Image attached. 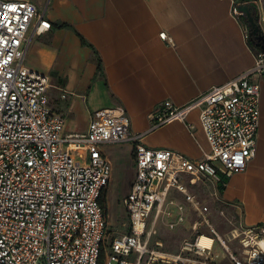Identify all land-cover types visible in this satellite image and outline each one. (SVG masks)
I'll use <instances>...</instances> for the list:
<instances>
[{
	"label": "built area",
	"instance_id": "built-area-1",
	"mask_svg": "<svg viewBox=\"0 0 264 264\" xmlns=\"http://www.w3.org/2000/svg\"><path fill=\"white\" fill-rule=\"evenodd\" d=\"M231 15L252 66L184 105L167 99L151 113V128L180 121L192 129L186 120L198 109L209 151L194 159L146 146L122 109H100L85 132L65 133L64 115L50 105L49 76L25 64L32 22L36 34L51 23L31 0H0V264H222L219 248L229 264H264V224L244 225L221 208L230 224L221 234L208 218L206 200L188 190L211 184L217 202L218 187L243 170L256 149L261 88L255 78L264 79V49L251 42L234 1ZM114 143L131 144L135 160L134 179L121 199L128 222L116 233L101 204L111 175L103 147ZM187 219L189 235L176 253L152 239L161 221L178 230ZM203 235L211 237L209 246L198 244Z\"/></svg>",
	"mask_w": 264,
	"mask_h": 264
},
{
	"label": "crops",
	"instance_id": "crops-1",
	"mask_svg": "<svg viewBox=\"0 0 264 264\" xmlns=\"http://www.w3.org/2000/svg\"><path fill=\"white\" fill-rule=\"evenodd\" d=\"M31 1L51 27L36 34L34 19L25 64L49 76L50 105L64 115L65 133L85 132L100 109H122L131 130L144 133L146 146L173 149L194 159L209 151L198 109L186 120L192 129L180 121L151 128V113L167 99L184 105L252 66L241 27L231 15L232 1L247 5L259 34L264 33V0ZM244 20L248 24L245 16ZM161 32L166 33L165 39ZM255 80L261 88L255 153L243 170L218 187V201L212 199L244 225L264 224V79ZM103 153L111 165L108 184L114 176L132 183V145L107 144ZM129 162L133 171H124ZM193 187L188 185V190L196 196ZM206 187L213 189L211 184ZM172 197L183 201L178 192ZM189 225L187 219L182 231Z\"/></svg>",
	"mask_w": 264,
	"mask_h": 264
},
{
	"label": "rangeland",
	"instance_id": "rangeland-1",
	"mask_svg": "<svg viewBox=\"0 0 264 264\" xmlns=\"http://www.w3.org/2000/svg\"><path fill=\"white\" fill-rule=\"evenodd\" d=\"M132 166V162L127 163L124 171H130V169L131 171H133ZM130 183L131 180H129L127 177L125 179H117V177L114 176L111 180V184H108L107 189L104 192L105 204L108 208L109 223L114 233L123 231L125 228L124 224L128 222L127 216L121 204V199L122 196L128 191ZM193 186L194 187L192 188V190L196 194V196L198 198L205 199L209 206L210 222L212 223L213 227L218 232H222L230 227L228 221L219 214L221 206L218 205V203L213 202L212 196L210 194V189L202 184L198 186L197 184H193ZM227 217L230 216L228 215ZM188 235L189 233L186 231H182V229H167L164 226V222L161 221L156 226V229L154 230V233L152 235V239L162 242V250L170 253H176L178 251L182 238ZM229 245H231L230 242ZM218 253L220 254L218 262L223 261L222 264H229L228 261H226V259L224 258V252L221 248L218 249Z\"/></svg>",
	"mask_w": 264,
	"mask_h": 264
},
{
	"label": "water",
	"instance_id": "water-1",
	"mask_svg": "<svg viewBox=\"0 0 264 264\" xmlns=\"http://www.w3.org/2000/svg\"><path fill=\"white\" fill-rule=\"evenodd\" d=\"M239 10L243 13V15L246 17V20L248 22V26L250 29V35H255L257 32H259L260 28L257 25L254 17H252L249 13L247 5H240ZM262 38V36H260ZM252 42L261 49H264V41L262 42L259 38V36H255L254 39H252Z\"/></svg>",
	"mask_w": 264,
	"mask_h": 264
},
{
	"label": "trees",
	"instance_id": "trees-1",
	"mask_svg": "<svg viewBox=\"0 0 264 264\" xmlns=\"http://www.w3.org/2000/svg\"><path fill=\"white\" fill-rule=\"evenodd\" d=\"M61 27H67L68 25L66 23H60L59 24ZM255 36H259L260 40L263 42L264 40L261 39V35L259 34V32H257L255 35H250V40L252 42V39L255 38ZM253 43V42H252ZM254 44V43H253ZM255 45V44H254ZM100 66L101 64L100 63H97V68L100 69ZM101 204L104 206L105 205V198H104V192H102V195H101Z\"/></svg>",
	"mask_w": 264,
	"mask_h": 264
},
{
	"label": "bare ground",
	"instance_id": "bare-ground-1",
	"mask_svg": "<svg viewBox=\"0 0 264 264\" xmlns=\"http://www.w3.org/2000/svg\"><path fill=\"white\" fill-rule=\"evenodd\" d=\"M211 242H212L211 237L203 235L202 237H200L198 244L201 246L202 245L203 246H209L211 244Z\"/></svg>",
	"mask_w": 264,
	"mask_h": 264
}]
</instances>
